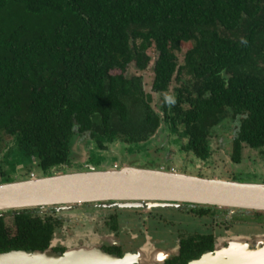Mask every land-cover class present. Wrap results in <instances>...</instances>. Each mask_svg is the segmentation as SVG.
Listing matches in <instances>:
<instances>
[{"label": "trees", "instance_id": "obj_1", "mask_svg": "<svg viewBox=\"0 0 264 264\" xmlns=\"http://www.w3.org/2000/svg\"><path fill=\"white\" fill-rule=\"evenodd\" d=\"M151 48L158 111L143 76H127L132 64L149 69ZM227 119L239 122L235 143L264 148V0H0V152L13 138L47 175L66 168L76 136L103 151L169 126L198 151ZM56 224L0 214V254L46 251Z\"/></svg>", "mask_w": 264, "mask_h": 264}, {"label": "flooded vegetation", "instance_id": "obj_2", "mask_svg": "<svg viewBox=\"0 0 264 264\" xmlns=\"http://www.w3.org/2000/svg\"><path fill=\"white\" fill-rule=\"evenodd\" d=\"M173 95L169 96L173 97ZM221 127L222 125H219L212 129L213 135L208 138L206 146L199 148L198 151L194 148L188 149L189 137L184 134V130L179 128L176 130L169 126L162 127L160 132L157 131L153 136L158 137L157 142L161 141V144L150 149L158 157V168L174 171L172 169L174 167L185 174L196 173L201 177L233 170V180H235L236 166L241 165L240 168L243 169L244 163L248 161L257 163L256 159L259 157L264 160V148L255 149L245 143L238 145L235 143L237 131H234L230 139L225 137L226 135L219 137ZM75 138L73 148L82 143L86 149H89L86 168L91 160L92 149L99 154L111 153V158H115L114 161L117 162L115 167L130 163L128 162L130 160L122 163V160L116 157V151L120 146L129 147L130 144L115 140L104 145L105 150L99 151L93 147L92 139L88 134ZM11 139L13 143L14 139ZM7 146L8 144L2 151L8 150L7 153L1 155L0 152V171L5 173L4 176L0 174L1 179L6 177L7 172H18L26 165L17 162L18 158H21L17 146ZM15 148L16 152H14ZM237 152L240 155L239 161L236 160ZM137 155L138 153L135 152L134 157ZM71 156L66 168L63 165L54 169L65 171L67 168H72L74 164ZM22 159L26 160L24 157ZM27 162L39 166L36 159ZM40 170L44 175L45 172ZM28 173L30 178L32 175L38 177L37 173L32 171ZM15 176L21 175L18 172ZM63 210L69 212H66L68 217L60 216ZM33 212L43 219L49 217L57 221L48 249L61 255L66 254L69 249L65 246L64 238L57 242L56 234L62 231L65 225H69L74 227L67 229L70 235L87 240V247L100 249L118 259L134 257L136 262L133 264H195L210 254L214 255L213 264H264V211L232 210L200 205L164 207L138 201L88 202L67 207L52 206ZM76 233L80 234L76 235ZM55 242L56 247L53 245ZM90 243L93 246L88 245Z\"/></svg>", "mask_w": 264, "mask_h": 264}, {"label": "water", "instance_id": "obj_3", "mask_svg": "<svg viewBox=\"0 0 264 264\" xmlns=\"http://www.w3.org/2000/svg\"><path fill=\"white\" fill-rule=\"evenodd\" d=\"M160 132V131H159ZM152 137V142L155 140ZM150 140V141H151ZM83 171H55L41 177L0 184V214L9 211L67 207L79 203L148 202L152 206L190 205L232 210L264 211V183L209 179L160 168L119 166ZM127 260H130L127 262ZM133 258L118 259L94 247L69 250L61 255L11 251L0 254V264H133ZM214 255L195 264H213Z\"/></svg>", "mask_w": 264, "mask_h": 264}, {"label": "rangeland", "instance_id": "obj_4", "mask_svg": "<svg viewBox=\"0 0 264 264\" xmlns=\"http://www.w3.org/2000/svg\"><path fill=\"white\" fill-rule=\"evenodd\" d=\"M191 44L190 43H186L184 45H182L181 47V51L178 52V61L179 64L182 66L185 63V54L187 53V51L189 50ZM149 55L151 56V66L149 67V69L145 72H142L140 70L137 69V67L132 64L127 72V76L131 77V76H143V87L144 90L147 94L151 95L152 97V107L154 110L158 111L159 110V103L161 101V97L154 93L152 90V84H153V78H154V73H153V67H154V62L157 59V52L154 48H151L149 51ZM180 85L179 81L175 78L170 90H169V95L174 94V89L176 87H178ZM166 97H168V95H164ZM238 121H235L233 123H231L229 121V119L225 120L222 123V129L219 131V137L221 136H225L227 138H231L233 136L234 131H237L238 129ZM228 135V136H227ZM160 138V137H159ZM76 139V138H75ZM75 139L73 141V143H75ZM14 141V140H13ZM159 141L158 137L155 139L154 142L149 141L147 143H142V144H133L130 145L129 147H127L126 145L120 146L117 151H116V157L119 160H122V163H125L126 161L130 162L128 164H124L127 166H138V167H142V168H158V164H157V160L158 157H156L154 155V151L150 150L151 148H155L156 146H159L161 144ZM8 144L7 147H14L16 146L15 141L12 143V139L10 137H5L4 138V142L2 143L3 146H6ZM76 145H80V144H76ZM16 148L15 151L16 152ZM89 149H86V146L82 143L80 146H75L72 150V156H71V161L74 164V166L72 168H67L65 171H71V172H75V171H83V170H87L88 168H86V160L89 157V153H88ZM5 152L7 153L8 150H5ZM5 152H1V155ZM135 152L138 153V155L136 157L135 156ZM91 160L90 163L87 165V167L89 166H94L98 169H108V168H113L117 165V162H115V158H111V153L104 155V154H99L97 153L95 150H91ZM258 161V162H257ZM17 162L19 163H26L25 166H22L18 172L20 173V177H16L15 175L18 174V172L16 171H9L6 174V177H4V179L0 178V184L1 183H5L8 179H10L11 181H17V180H26V179H30V174L28 172H34L38 174V177L42 176V172L39 168L38 165L34 164L31 165L29 162H27L26 160L22 159V158H18ZM255 163L254 161H248L246 163H244V167L243 169L240 168L241 165L236 166L234 169L237 172V176L235 180H239V181H244V182H251V183H264V160L259 157L256 159ZM255 163V164H253ZM123 165V166H124ZM82 166V167H80ZM174 169L175 172H182L181 170H178V168H172ZM237 169H242V170H237ZM64 171V172H65ZM172 171V170H171ZM217 172V171H216ZM220 172V171H219ZM229 173V175H228ZM243 173V174H240ZM188 174V173H186ZM195 174V175H194ZM194 174H189V175H193V176H198L196 173ZM234 173L233 170L230 171H226L225 172H220L216 175H206V177L204 178H209V179H222V180H233L234 178ZM31 211H34L31 209ZM64 211V210H63ZM66 212L69 213L68 211H64L62 213H60V216L62 217H68V215H66ZM7 214H13V211H9L6 212ZM5 213V214H6ZM72 215V214H71ZM61 217V218H62ZM180 218H182L181 216H179ZM187 223L189 221H186ZM6 223L8 228H13V217L12 215H7L6 217ZM74 228L73 226H69V225H65V228L62 229V231H59L56 234V238L58 239L57 242L59 240H62L63 238L65 239V246L66 248H68L69 250L72 249H77V248H84L87 247V240H84L82 238L78 237H73L72 235H70L69 230L67 229H72ZM80 233H76V235H79ZM82 241V243H81ZM94 243V242H92ZM92 243L88 244L91 245ZM57 243L55 242V247ZM83 244V245H82ZM84 244H86L84 246ZM93 246V245H91ZM130 260H127V262Z\"/></svg>", "mask_w": 264, "mask_h": 264}, {"label": "clouds", "instance_id": "obj_5", "mask_svg": "<svg viewBox=\"0 0 264 264\" xmlns=\"http://www.w3.org/2000/svg\"><path fill=\"white\" fill-rule=\"evenodd\" d=\"M166 99H167V102H168L169 104H174V103H175V100H174V98H172V97H167Z\"/></svg>", "mask_w": 264, "mask_h": 264}, {"label": "built area", "instance_id": "obj_6", "mask_svg": "<svg viewBox=\"0 0 264 264\" xmlns=\"http://www.w3.org/2000/svg\"><path fill=\"white\" fill-rule=\"evenodd\" d=\"M31 178H35L33 175H32V177Z\"/></svg>", "mask_w": 264, "mask_h": 264}]
</instances>
